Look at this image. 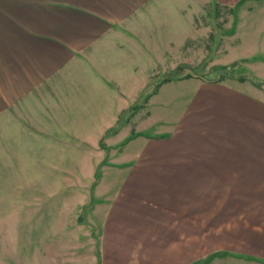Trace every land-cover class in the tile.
Returning <instances> with one entry per match:
<instances>
[{"label":"crops","instance_id":"crops-1","mask_svg":"<svg viewBox=\"0 0 264 264\" xmlns=\"http://www.w3.org/2000/svg\"><path fill=\"white\" fill-rule=\"evenodd\" d=\"M171 1L0 0V114L63 93L85 60L97 77L104 54L145 47L138 32L163 29L132 17ZM200 82L155 134L132 135L98 264H264V101Z\"/></svg>","mask_w":264,"mask_h":264},{"label":"rangeland","instance_id":"rangeland-1","mask_svg":"<svg viewBox=\"0 0 264 264\" xmlns=\"http://www.w3.org/2000/svg\"><path fill=\"white\" fill-rule=\"evenodd\" d=\"M171 2L132 17L163 29L138 32L145 47L104 54L97 77L85 60L63 93L0 114V264H98L130 139L155 134L201 79L264 101V0Z\"/></svg>","mask_w":264,"mask_h":264}]
</instances>
